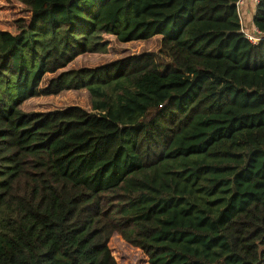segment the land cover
Instances as JSON below:
<instances>
[{"label": "trees", "instance_id": "trees-1", "mask_svg": "<svg viewBox=\"0 0 264 264\" xmlns=\"http://www.w3.org/2000/svg\"><path fill=\"white\" fill-rule=\"evenodd\" d=\"M0 30V264H264V0H14ZM160 37L157 53L69 68ZM47 75L52 77L43 84ZM86 90L78 105L24 111Z\"/></svg>", "mask_w": 264, "mask_h": 264}, {"label": "rangeland", "instance_id": "rangeland-1", "mask_svg": "<svg viewBox=\"0 0 264 264\" xmlns=\"http://www.w3.org/2000/svg\"><path fill=\"white\" fill-rule=\"evenodd\" d=\"M252 5L253 0H251ZM246 5L240 6V14L245 27L251 21L252 6H249L248 14L244 12ZM26 12L23 5L14 0H0V30L13 31V21ZM109 47L104 54H86L78 57L69 68L96 67L106 63L136 54L157 53L160 49V37H154L146 41H135L129 43H119L114 37L107 38ZM51 75H47L45 84ZM78 105L88 111L91 110L90 96L86 90L65 91L55 96H39L26 100L21 108L24 111L47 112L55 109H63L68 106ZM117 251L121 256V264H145L142 254L129 250L125 246L117 245Z\"/></svg>", "mask_w": 264, "mask_h": 264}, {"label": "built area", "instance_id": "built-area-1", "mask_svg": "<svg viewBox=\"0 0 264 264\" xmlns=\"http://www.w3.org/2000/svg\"><path fill=\"white\" fill-rule=\"evenodd\" d=\"M245 3V0H237L236 7H237V13L239 16V21L241 25V32L243 33L244 37L250 40L252 43H257L262 39V33L255 27L253 24V21L251 19L250 24L248 27H245L242 18H241V10L240 6ZM258 3V0H253V4L256 5Z\"/></svg>", "mask_w": 264, "mask_h": 264}, {"label": "crops", "instance_id": "crops-1", "mask_svg": "<svg viewBox=\"0 0 264 264\" xmlns=\"http://www.w3.org/2000/svg\"><path fill=\"white\" fill-rule=\"evenodd\" d=\"M243 5H246L245 8H244V12H245L246 14H248L247 12H248V10H249V6H247V5L252 6V11H251L252 13H251V16L253 17V13H254V5H252L251 0H245V3H244ZM252 17H251V19H252Z\"/></svg>", "mask_w": 264, "mask_h": 264}]
</instances>
